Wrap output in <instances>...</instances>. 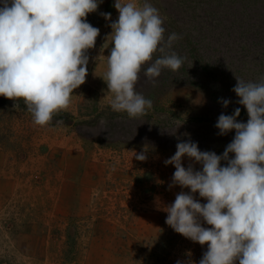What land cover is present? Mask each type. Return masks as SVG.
<instances>
[{"label":"clouds","instance_id":"1","mask_svg":"<svg viewBox=\"0 0 264 264\" xmlns=\"http://www.w3.org/2000/svg\"><path fill=\"white\" fill-rule=\"evenodd\" d=\"M100 3L0 0V96L22 99L36 125L48 124L55 113L67 108L74 90L85 82L87 52L100 33L85 18ZM113 6L119 15L110 24L114 46L105 57L104 81L114 93L113 111L137 117L152 107V100L136 91L141 66L155 52L161 53L144 72L146 83L155 84L163 68L178 70L184 58L167 51L178 34L165 39L164 21L148 0L142 7L137 0H115ZM102 15L111 20V13ZM236 80L232 91L249 119L246 123L237 119L239 107L234 114L219 115L215 125L219 135L235 131L223 153L201 151L186 134L189 138L180 140L175 154L164 161L175 167L169 187L179 185L190 191H180L174 202L160 210L167 213L166 224L176 233L207 245L199 264H264V82ZM219 102L227 108L230 100ZM185 157L187 167L182 163ZM135 158L147 157L141 152ZM196 193L206 203L196 199ZM176 264L195 262L178 259Z\"/></svg>","mask_w":264,"mask_h":264},{"label":"rangeland","instance_id":"2","mask_svg":"<svg viewBox=\"0 0 264 264\" xmlns=\"http://www.w3.org/2000/svg\"><path fill=\"white\" fill-rule=\"evenodd\" d=\"M122 2L126 3L127 0H122ZM144 2L145 0H137V6L142 7ZM148 2L159 10V14L164 20L167 15L165 5L170 0H148ZM114 3L115 0H102L97 11L89 13L85 18L94 27L100 29L95 46L92 48L93 51L88 50L87 52L89 60L92 61L96 58H98L97 60H101L95 64V69L89 78L90 84L83 83L79 88L74 90L71 96L70 103L77 106L75 114L66 110H60L53 115L52 120L48 124L40 126L33 122V115L28 111L27 105L22 99L16 101L0 96V168L10 162L14 165L15 161L20 162L27 159V156H32L35 150H37V145L34 144L40 139L39 135H37L39 134V128L62 127L67 129L71 127V130H74L80 136L83 134L88 137H95L99 134L105 136V132L110 131V128L107 127V123L110 121V115H117L115 122L121 119L122 122H125L128 114L126 112L113 111L111 108L113 98L109 99V101H103L99 98L100 90L107 88V84L104 81L105 78L103 77V75H106L107 67L104 66L102 60L110 54L111 48L114 46L112 44V38L109 36L112 32L110 24L119 15L113 6ZM102 13H111V20H106ZM95 87L96 89H94ZM104 102H107V104ZM211 104V101L205 94L195 90L178 89L166 91L163 97L160 98V106H162L163 110L158 114L153 111L148 112V115L152 116L149 124L159 125V127L164 128V130L158 129L161 132L172 129L181 130L182 134L186 136V139L189 138L186 134H190L191 140L193 137L196 138L195 142L198 143L201 151H215L219 155L223 153L226 146L232 141L235 136V131L233 130L226 135H219V130L215 125L221 113H216ZM102 111L108 112L105 117L98 116ZM245 119L239 118L238 120L243 122ZM170 126L172 129H170ZM53 130L55 131L57 129ZM106 134L108 136L109 132ZM157 143L165 147L174 145V142L173 144L172 141L166 142L163 137L158 139ZM176 143L178 142H175V145H177ZM102 144L112 148L128 146H130L129 148H138L145 152L146 155H149V158H151L150 164L152 165L150 168L154 169L153 173L156 174L153 187L149 186L147 188L146 183L148 180L142 178L137 182L139 187L135 185L136 189L134 191L131 189L132 187L129 189L138 195L139 202L137 206L129 203V205L125 206H130L127 212L119 201L108 202L111 206L106 204L103 207L105 214L102 218L110 221L113 227L114 238L119 239L120 237V234H117L119 232L117 228L122 229V232H124V234L121 233L120 241L126 240V237H124L126 234L130 237L131 240L128 244H124V246H127L129 252L127 253L125 251V253L121 254L119 252L121 245L114 243L112 246H109L112 247L110 254L113 257L107 255L108 257H103V259L92 258V253L88 248L90 245L87 244V241L83 245L79 244L75 236L81 233L82 230L78 229L79 232H74L71 231L73 229H68L70 231L66 239H59L60 241H64L65 245L63 243H50V248L53 247L56 253L48 254L47 252H42V248L43 251L46 249L45 244L32 243L30 253L32 252L33 255L31 257L29 255L26 256L27 254L24 253V245H21L22 250H20L19 243L17 244L16 242V236H19V232L23 229V226L19 227L18 224L23 222L17 223L14 217H12V212H14L12 211V207L4 203L0 205V264H176L178 259L185 261L191 259L195 264H199L203 253L207 250V245H200L176 233L166 224L167 213L160 210L163 206L174 202L177 193L180 191H190V189H182L179 185L169 187L172 183L175 167L174 165L166 166L164 161L174 155L177 149H171L169 147L153 148L147 145H139L137 143L128 144L115 140L111 142L102 141ZM119 152L121 153L119 154L120 156L112 160L114 167L111 166V171H115L117 174L121 173L120 169L125 166V163L128 166V160L124 158L125 156L122 154V150H118L117 153ZM3 161H6V163H2ZM182 163L187 167L189 159L185 157ZM225 163L222 161V165ZM200 167L199 164L195 165L197 170ZM34 180L37 183L41 181L39 175H36ZM122 186H125L123 189H128L127 186L130 185L129 183L126 184L125 182L115 180L107 189V197L110 199H120L121 195L119 193L117 196V192ZM195 198L199 199L202 204L206 203V200L199 197L198 193L195 194ZM132 199L130 198V200ZM22 211H25V209H22ZM153 212L158 214V216L154 217H158L159 219L155 221L154 227L149 229L145 228V233L141 234L140 229L136 231L132 230L133 227L128 226L133 223V220L138 215H152ZM38 215L41 216L40 213ZM139 218L135 219V221ZM118 225L123 226L118 227ZM204 226L210 227L206 224ZM124 228L126 229L124 230ZM139 232L141 236L138 235ZM50 234L55 236L54 242L56 239L58 240L56 238L58 235L56 229H52ZM116 252L120 255L127 253V256L117 258ZM41 255L45 256V258L39 259Z\"/></svg>","mask_w":264,"mask_h":264},{"label":"crops","instance_id":"3","mask_svg":"<svg viewBox=\"0 0 264 264\" xmlns=\"http://www.w3.org/2000/svg\"><path fill=\"white\" fill-rule=\"evenodd\" d=\"M89 50L93 51V49ZM95 60H89L88 74L84 84H90L89 78L92 76L95 64L101 59ZM102 61L107 67L106 58ZM103 77L105 78L106 75ZM99 95L100 100L103 101L114 98V93L110 92L108 87L100 90ZM104 103L107 104V102ZM101 104L104 105L102 102ZM76 107L70 103L67 108L62 110L75 114ZM50 128H39L37 135L40 139L34 144L37 145V150L32 156L29 155L27 159L20 162L15 161L14 165L11 162L5 164L6 161H3L2 163L5 165H1L2 168H0V205L7 203L14 211L11 215L16 222H23L18 224L19 227L23 226V229L21 228L19 236H16L20 250H22L21 245H24V253L31 257L33 255L32 252L30 253L31 244L38 243L46 246L44 251L42 248V252L54 254L56 251L53 250V247L50 248V243L65 245L64 241L59 239H66L70 231L68 229H73L71 231L74 232L82 230L75 236L79 244L83 245L87 241V244L90 245L88 248L92 253V258L103 259V257L107 258V255L113 257L110 254L112 247L109 246L114 243L121 245L119 250L121 254L125 251L128 253L127 246L124 244H128L131 240L130 237L126 234L124 236L126 240L120 241L121 233L124 234V232L117 228L120 240L114 238L110 221L102 218L105 214L103 207L106 204L111 206L108 202L119 201L127 212L130 206H125L129 203L138 205V195L133 193L138 186L137 182L146 178L148 180L147 188L154 186L156 174L153 173L154 169L150 168L152 166L151 158L146 155L148 157L145 160H137L135 153L143 152L138 148H129L128 145L123 148L105 146L97 139L83 138L74 130L72 131L71 127L67 129L56 127L51 128L52 130ZM118 150H122L124 158L128 160V166L125 163V166L120 169L121 173L117 174L115 171H111V166L114 167L112 160L121 154L117 153ZM36 175H39L41 179L38 183L34 180ZM115 180L130 185L127 186L128 189H123L125 186L119 188L117 196L120 193V199L107 197V189ZM130 188L133 191L129 190ZM135 195L137 197H131ZM130 198L133 199L130 200ZM33 210H35L34 213H32ZM147 215H138L135 219L140 218L136 221L134 219L133 223L128 226L133 227L132 230L140 229L141 234L145 233L144 229L154 227L155 221L159 219L154 217L158 216L156 212L152 213L153 216ZM121 226L123 225H118V227ZM52 229H56L58 233L56 237L58 240L56 239L55 242V236L50 234ZM141 234L138 233L140 236ZM116 254L117 258L125 256L118 252ZM41 258L43 259L45 256L41 255L39 259Z\"/></svg>","mask_w":264,"mask_h":264},{"label":"trees","instance_id":"4","mask_svg":"<svg viewBox=\"0 0 264 264\" xmlns=\"http://www.w3.org/2000/svg\"><path fill=\"white\" fill-rule=\"evenodd\" d=\"M165 9V39L171 33L179 37L167 51L183 57L182 66L178 70L163 68L155 84L146 83V68L161 55L155 52L152 60L141 66L136 85V91L152 100V107L137 117L127 115L125 122L122 119L115 122L117 115L112 113L107 123L110 131H106L105 136L81 134L82 137L176 149L175 142L186 140V136L171 126L172 130L161 132L164 128L149 124L152 116L148 112L160 113L163 110L160 98L166 91L178 89L205 94L216 113L234 114L239 107L237 119H249L246 108L238 103L239 97L232 89L237 84L236 78L264 82V0H170ZM221 98L230 100L227 108L219 102ZM106 113L102 111L98 116L105 117ZM246 119L243 122L246 123ZM162 137L174 145H159L157 140Z\"/></svg>","mask_w":264,"mask_h":264}]
</instances>
